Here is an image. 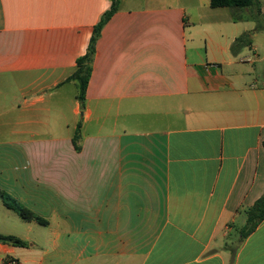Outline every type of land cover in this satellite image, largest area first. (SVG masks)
Masks as SVG:
<instances>
[{
  "label": "crops",
  "instance_id": "0c3cea01",
  "mask_svg": "<svg viewBox=\"0 0 264 264\" xmlns=\"http://www.w3.org/2000/svg\"><path fill=\"white\" fill-rule=\"evenodd\" d=\"M110 6L0 0V191L46 221L0 196V235L28 243L0 264H264V221L240 240L264 194L263 2L122 0L82 109L68 79Z\"/></svg>",
  "mask_w": 264,
  "mask_h": 264
},
{
  "label": "trees",
  "instance_id": "16d2710c",
  "mask_svg": "<svg viewBox=\"0 0 264 264\" xmlns=\"http://www.w3.org/2000/svg\"><path fill=\"white\" fill-rule=\"evenodd\" d=\"M122 0H110L111 6L107 10L99 23L95 26L93 35L91 37L87 52L77 60V68L74 74L68 79L73 81L77 86L76 97L81 104V108L84 109L86 102V90L91 77V63L96 53L97 41L101 36V32L104 26L109 22L113 15L119 10ZM261 0H210L212 8H235V9H251L253 7L261 6ZM259 30V28H257ZM255 31L244 33L237 37L232 45L231 52L234 55H239L244 48L252 45L253 35ZM80 123L73 137V142L77 149H79L78 140H80ZM0 196L5 206L14 212H16L22 219L27 221H37L40 223H46V221L33 212L22 206L16 199L0 191ZM246 222L240 229V240L244 241L250 234H252L259 224L264 221V194L248 209L245 210ZM0 239H5L7 243L15 247H27L28 243L14 236L0 235Z\"/></svg>",
  "mask_w": 264,
  "mask_h": 264
},
{
  "label": "rangeland",
  "instance_id": "374dc122",
  "mask_svg": "<svg viewBox=\"0 0 264 264\" xmlns=\"http://www.w3.org/2000/svg\"><path fill=\"white\" fill-rule=\"evenodd\" d=\"M262 2L264 4V0H262ZM205 35H206V33L204 31H202V30H197L196 31V34H195V40L198 43V45L202 48L203 51L206 50V39H205Z\"/></svg>",
  "mask_w": 264,
  "mask_h": 264
},
{
  "label": "built area",
  "instance_id": "2783aa9c",
  "mask_svg": "<svg viewBox=\"0 0 264 264\" xmlns=\"http://www.w3.org/2000/svg\"><path fill=\"white\" fill-rule=\"evenodd\" d=\"M6 264H22L18 258L9 257L6 261Z\"/></svg>",
  "mask_w": 264,
  "mask_h": 264
},
{
  "label": "water",
  "instance_id": "95a60500",
  "mask_svg": "<svg viewBox=\"0 0 264 264\" xmlns=\"http://www.w3.org/2000/svg\"><path fill=\"white\" fill-rule=\"evenodd\" d=\"M0 242H6V240L5 239H0Z\"/></svg>",
  "mask_w": 264,
  "mask_h": 264
}]
</instances>
